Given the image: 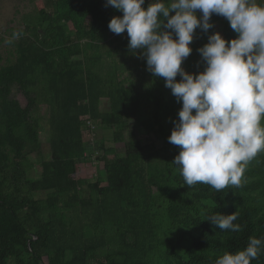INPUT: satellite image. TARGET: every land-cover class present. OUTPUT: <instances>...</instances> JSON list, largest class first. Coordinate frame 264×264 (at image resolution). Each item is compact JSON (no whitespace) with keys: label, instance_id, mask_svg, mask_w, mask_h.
<instances>
[{"label":"trees","instance_id":"trees-1","mask_svg":"<svg viewBox=\"0 0 264 264\" xmlns=\"http://www.w3.org/2000/svg\"><path fill=\"white\" fill-rule=\"evenodd\" d=\"M122 15L106 0H37L21 18L23 35L0 66V264H214L249 237L264 238V151L247 164L240 187L183 185L172 163L180 148L168 142L182 102L129 51L126 31L109 30L110 19ZM210 20L214 27L195 30L182 61L189 72L203 71L197 49L218 31L216 23L226 40L238 35L226 18ZM41 106L47 160L38 140ZM126 111L136 115L147 144L132 131L123 141ZM100 130L122 143V153L105 147ZM89 164L91 179L79 176L78 167ZM235 211L239 232L205 219ZM250 264H264V251Z\"/></svg>","mask_w":264,"mask_h":264},{"label":"clouds","instance_id":"clouds-1","mask_svg":"<svg viewBox=\"0 0 264 264\" xmlns=\"http://www.w3.org/2000/svg\"><path fill=\"white\" fill-rule=\"evenodd\" d=\"M144 2L106 0V6L123 13L113 16L108 27L114 34L127 32L129 51L144 58L147 70L163 78L165 87L182 102L168 142L180 148L172 163L179 168L183 185L202 183L217 192L230 185L240 187L247 164L264 151V3L151 0L145 9ZM213 14L226 18L238 35L229 41L219 31L209 34L207 43L197 49L203 71L189 72L182 61L192 52L195 30L208 33L214 27ZM20 35L13 32L7 43ZM237 217L235 211L205 219L221 230L239 232L241 225L233 223ZM262 246L264 238L249 237L246 247L225 252L214 264H250L264 251Z\"/></svg>","mask_w":264,"mask_h":264},{"label":"rangeland","instance_id":"rangeland-1","mask_svg":"<svg viewBox=\"0 0 264 264\" xmlns=\"http://www.w3.org/2000/svg\"><path fill=\"white\" fill-rule=\"evenodd\" d=\"M37 0H0V66L4 65L8 59H12L13 44L17 41L14 39L11 44L7 43L9 39L12 38L13 32H21L23 35V24L21 18L24 14L31 13L33 10V2ZM258 3H264V0H257ZM170 13H175L174 11ZM216 29L221 30V23H216ZM19 36V37H20ZM12 97L18 101L21 107L26 106V98L24 95L17 90L16 87L12 88ZM101 112L108 111V102L100 101ZM38 114L40 116V129L38 133V140L40 143V156L41 159L47 160L50 156L49 149V136L50 131L48 124L46 122L47 109L45 106L38 108ZM126 129L123 133V141L127 140V133L132 131L135 136L142 142V144H147L149 142V136L136 125V115L131 111H126L125 114ZM101 136L105 141V147H114L118 153H122V143H113L111 140V133L108 130H100ZM85 138L87 135L85 132ZM111 156V155H110ZM98 164L101 165L100 162ZM92 165H80L77 170L79 176H85L90 178V174H93ZM100 170L98 167L96 170ZM39 170L37 166L35 167V173L38 175ZM93 178V177H92ZM91 179V178H90ZM43 193H38L35 196H42ZM46 263V262H45Z\"/></svg>","mask_w":264,"mask_h":264},{"label":"built area","instance_id":"built-area-1","mask_svg":"<svg viewBox=\"0 0 264 264\" xmlns=\"http://www.w3.org/2000/svg\"><path fill=\"white\" fill-rule=\"evenodd\" d=\"M86 125H87V127L88 128H90V129H93V126L90 124V122H86ZM86 135H87V140H88V142H89V144H92V132H88V131H86ZM92 166L94 165V164H91ZM92 173H95V169L93 168V171H92Z\"/></svg>","mask_w":264,"mask_h":264}]
</instances>
